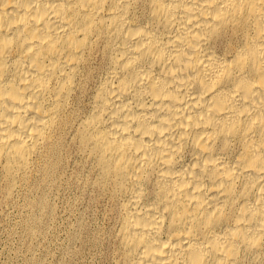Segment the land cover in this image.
Returning <instances> with one entry per match:
<instances>
[{
  "label": "bare ground",
  "instance_id": "1",
  "mask_svg": "<svg viewBox=\"0 0 264 264\" xmlns=\"http://www.w3.org/2000/svg\"><path fill=\"white\" fill-rule=\"evenodd\" d=\"M65 138L121 264H264V0H0L7 195Z\"/></svg>",
  "mask_w": 264,
  "mask_h": 264
},
{
  "label": "rangeland",
  "instance_id": "2",
  "mask_svg": "<svg viewBox=\"0 0 264 264\" xmlns=\"http://www.w3.org/2000/svg\"><path fill=\"white\" fill-rule=\"evenodd\" d=\"M57 156L56 169L41 162L10 196L0 183V264H121L116 205L72 141Z\"/></svg>",
  "mask_w": 264,
  "mask_h": 264
}]
</instances>
